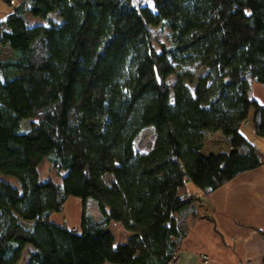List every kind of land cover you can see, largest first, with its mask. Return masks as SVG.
<instances>
[{
    "label": "trees",
    "instance_id": "trees-1",
    "mask_svg": "<svg viewBox=\"0 0 264 264\" xmlns=\"http://www.w3.org/2000/svg\"><path fill=\"white\" fill-rule=\"evenodd\" d=\"M0 264H170L201 194L260 165L239 130L264 135V0H2ZM54 12V16H49ZM25 13L46 18L28 25ZM148 25L168 27L155 46ZM172 81H168L169 77ZM154 140L135 149L141 129ZM24 127V128H23ZM217 132L229 150L204 155ZM59 181L39 180L44 157ZM69 196L80 226L49 219ZM200 198L199 195H196ZM115 220L130 231L114 242Z\"/></svg>",
    "mask_w": 264,
    "mask_h": 264
},
{
    "label": "crops",
    "instance_id": "crops-1",
    "mask_svg": "<svg viewBox=\"0 0 264 264\" xmlns=\"http://www.w3.org/2000/svg\"><path fill=\"white\" fill-rule=\"evenodd\" d=\"M11 9L12 6L0 0V21ZM250 92L258 102L264 103V86L252 81ZM248 124L243 122L239 130L254 144L260 165L237 173L205 194L191 181L178 189L181 198L194 196L196 211L194 216L186 217V233L170 264H264V135H257L252 124ZM224 142L213 132L204 137L200 151L207 155L229 150ZM81 213V200L69 196L62 209L52 212L49 219L78 228Z\"/></svg>",
    "mask_w": 264,
    "mask_h": 264
},
{
    "label": "rangeland",
    "instance_id": "rangeland-1",
    "mask_svg": "<svg viewBox=\"0 0 264 264\" xmlns=\"http://www.w3.org/2000/svg\"><path fill=\"white\" fill-rule=\"evenodd\" d=\"M14 2L16 3L17 0H15ZM132 4L135 7H140L142 5H148V6L152 5L150 0H132ZM49 16L53 17L54 12L50 13ZM25 19H26V22L28 25H32L35 23H43V24L46 23V18L33 16L30 13H25ZM148 30H149L151 41L155 46H157L160 41H163V42L168 41L167 33H168L169 29L167 26H165V25H157V26L148 25ZM9 54H10V51L7 48L0 49V57H6ZM172 80H173L172 76L168 78L169 82ZM248 123H249L248 125H251V117L250 116L248 118ZM153 140H154L153 127L152 126L145 127L143 129H141L140 132L135 137V140H134L135 149L137 151H145L151 147ZM224 143H226V142H224ZM226 145H228V144L226 143ZM63 173H64V170H57L55 167H53L51 165V162L47 156L44 157L37 166V177L39 180L51 178L55 181H59L61 179V176ZM0 179L7 180L8 182H10L12 185H14L16 187L20 186L19 180L13 175L4 174V173L0 172ZM106 228L112 233L115 243L125 241L127 239V237L130 235V231L125 229L121 225L120 222L115 221V220H110L106 224ZM27 249H29L28 245L25 246L17 264H26V259H27L26 251H27Z\"/></svg>",
    "mask_w": 264,
    "mask_h": 264
},
{
    "label": "built area",
    "instance_id": "built-area-1",
    "mask_svg": "<svg viewBox=\"0 0 264 264\" xmlns=\"http://www.w3.org/2000/svg\"><path fill=\"white\" fill-rule=\"evenodd\" d=\"M72 229H75V227H73ZM202 258H206V256L205 255H202Z\"/></svg>",
    "mask_w": 264,
    "mask_h": 264
}]
</instances>
